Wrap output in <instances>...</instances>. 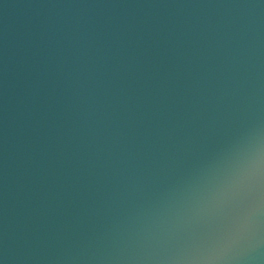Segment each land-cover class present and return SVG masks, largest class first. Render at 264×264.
<instances>
[{
  "label": "water",
  "instance_id": "obj_1",
  "mask_svg": "<svg viewBox=\"0 0 264 264\" xmlns=\"http://www.w3.org/2000/svg\"><path fill=\"white\" fill-rule=\"evenodd\" d=\"M0 264H264V0H0Z\"/></svg>",
  "mask_w": 264,
  "mask_h": 264
}]
</instances>
